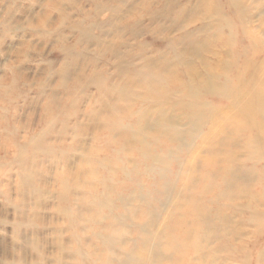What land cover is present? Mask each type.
Listing matches in <instances>:
<instances>
[{
  "label": "rangeland",
  "instance_id": "374dc122",
  "mask_svg": "<svg viewBox=\"0 0 264 264\" xmlns=\"http://www.w3.org/2000/svg\"><path fill=\"white\" fill-rule=\"evenodd\" d=\"M219 38H227L221 42L226 50L218 48ZM185 48L193 56L187 64L203 62L198 77L215 74L223 58L232 75L245 54L264 79V0H0V264H54L56 257L74 264L68 224L56 211L66 191L61 181L83 158L72 150L81 133L90 147L118 88L127 95L119 112L142 117L148 137H163L157 123L168 120L163 131L175 137L177 150L163 156L166 162L204 145L218 117H233L225 102H214L211 114L187 120L184 94L157 99L140 93L137 75L184 69L175 56ZM238 73L242 83L244 72ZM77 124L81 133L71 130ZM28 136L37 147L26 145ZM109 168L117 171L112 163ZM183 175V169H166L161 188L170 191ZM24 217L31 226L19 231Z\"/></svg>",
  "mask_w": 264,
  "mask_h": 264
},
{
  "label": "bare ground",
  "instance_id": "6f19581e",
  "mask_svg": "<svg viewBox=\"0 0 264 264\" xmlns=\"http://www.w3.org/2000/svg\"><path fill=\"white\" fill-rule=\"evenodd\" d=\"M229 21L233 23L230 16ZM223 22L220 28L226 32L229 24ZM226 39L219 38L218 48H224ZM241 56L232 75L223 58L215 74L201 78L196 71H204L203 62L197 68L187 64L193 56L185 48L175 56L187 64L184 69L137 75L141 94L157 99L184 94L182 115L187 120L211 114L214 102H225L232 112L231 118L218 117L216 131L186 157L165 161L163 156L177 150L175 137L163 131L168 120L157 123L163 137H148L150 127L142 117L119 112L127 98L121 88L105 108L90 147H84L80 125L71 129L81 133L72 150L83 158L74 173L66 172L63 180L60 176L66 191L59 194L62 206L56 211L68 224L74 264L264 263V79L254 74L252 58ZM239 70L244 72L242 83ZM116 133L123 136L116 140ZM37 141L30 136L25 140L31 148ZM111 163L117 171L109 168ZM166 169L184 170L179 183H170V191L160 184ZM23 182L20 178L18 187ZM18 192L24 196L21 188ZM22 224L31 226L24 217L19 231ZM54 261L61 264L58 257Z\"/></svg>",
  "mask_w": 264,
  "mask_h": 264
}]
</instances>
